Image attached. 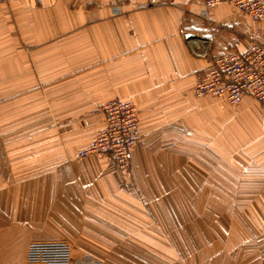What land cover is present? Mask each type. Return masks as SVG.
<instances>
[{"label":"crops","instance_id":"crops-1","mask_svg":"<svg viewBox=\"0 0 264 264\" xmlns=\"http://www.w3.org/2000/svg\"><path fill=\"white\" fill-rule=\"evenodd\" d=\"M6 1L0 3V28L8 29L11 39L0 40V75L28 76L21 90H45L44 99L35 98L36 94L32 103L37 101L49 120L64 121L52 130L51 137H63L50 141L55 160L31 167L40 172L35 175V186L66 185L71 192H86L92 176L116 174V167L105 157L74 156L104 126L101 107L116 98L135 104L138 127L147 137L143 145L150 142V134L175 128L182 138L177 143L204 142L215 159L221 155L232 162L234 141L264 132V113L260 114L261 104L252 96L246 95L240 105L233 106L226 100L195 94L210 62L190 52L187 36L209 37L218 54L242 53L249 46L248 37L264 41V23H254L231 6L213 8L207 21L202 0ZM19 40L26 44V51ZM4 43L10 49L6 55ZM25 58H29L26 63ZM76 119L95 123L91 138H73L88 132V128L72 126ZM217 119L226 122V134ZM185 130L188 136L183 135ZM217 131L232 134L233 142L228 135L219 140ZM140 147L137 144L132 151L133 180L142 178L139 157L151 158ZM63 153L70 157L65 159ZM243 156L245 161L251 159ZM260 166L264 170L263 164L256 167ZM11 168L16 172L28 167ZM25 222L0 229V264H25L32 241L30 224Z\"/></svg>","mask_w":264,"mask_h":264},{"label":"rangeland","instance_id":"rangeland-1","mask_svg":"<svg viewBox=\"0 0 264 264\" xmlns=\"http://www.w3.org/2000/svg\"><path fill=\"white\" fill-rule=\"evenodd\" d=\"M0 32L1 42L11 39L5 27ZM18 44L26 51V44ZM27 78L0 75V229L26 220L32 241H67L73 264H264V170L256 167H264V132L234 141L230 162L215 159L204 142L177 143L181 132L175 128L150 134L147 145L140 131L138 144L151 156L139 157L141 179H132L130 167L92 176L86 192L39 187L34 178L40 172L31 167L55 160L50 141L63 137H51L52 130L64 121L49 120L32 103L36 94L43 100L45 90H21ZM218 119L226 134V122ZM93 124L72 120V126L88 128L87 135L73 138H91ZM217 134L233 142L232 134ZM14 166L28 168L11 172Z\"/></svg>","mask_w":264,"mask_h":264},{"label":"built area","instance_id":"built-area-1","mask_svg":"<svg viewBox=\"0 0 264 264\" xmlns=\"http://www.w3.org/2000/svg\"><path fill=\"white\" fill-rule=\"evenodd\" d=\"M208 13L220 5H229L250 17L254 23H264V0H202ZM190 52L198 59H208V72L195 88L198 97L211 96L238 106L246 95L252 96L264 108V41L248 37L249 46L242 53H214L213 40L204 35L186 37ZM104 126L90 145L79 152L84 158L95 154L107 158L116 169L126 172L131 167L132 151L140 137L139 112L132 101L116 98L101 107ZM25 264H73L71 245L61 240L32 241Z\"/></svg>","mask_w":264,"mask_h":264}]
</instances>
